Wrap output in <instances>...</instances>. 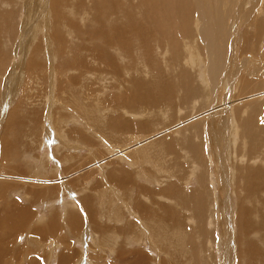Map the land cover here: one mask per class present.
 Returning a JSON list of instances; mask_svg holds the SVG:
<instances>
[{
  "label": "rangeland",
  "instance_id": "obj_1",
  "mask_svg": "<svg viewBox=\"0 0 264 264\" xmlns=\"http://www.w3.org/2000/svg\"><path fill=\"white\" fill-rule=\"evenodd\" d=\"M250 1L257 3L259 0L248 1L249 5H253L254 3ZM262 1L263 0L260 2ZM28 4L29 0H0V173H2L3 176L6 175L9 179L6 193L0 194L2 196L0 203L6 202L4 203L6 207L0 209V213L3 215H12L13 213H17L19 211L24 212V208L31 204L23 196L22 191L28 192L26 185H30V190L33 185L30 184V177H22L21 172L33 170V172H30V175H33L36 169L41 171L45 177H47V179L52 178L51 176L53 173L56 179L55 185H57V192L55 194V196L58 197L57 203L54 206L52 203H47V198L44 200L41 198L42 202L37 203L34 206L38 211L37 215H49L51 210H57L62 213V215H65V212L69 207L76 210L82 217L84 223L87 225L88 215L81 201V197L84 195V192H81V188H84L86 185H88L87 187H91L89 190L85 191V194L87 196H93V200H99L101 202L105 208L103 213H105L106 216H104V219L108 218V214H116L115 216L117 218H120L121 216V220L119 221L112 219L111 225L105 226L107 228H102L101 230L104 232H101L100 234L97 232L98 235H105L107 233V236L110 235V237H108V240L110 241V239L114 240L112 233H116V240H118V242H116L117 245H125L129 248L131 246L136 249L142 248L145 251V256L147 257V260L150 264H160L161 258L169 259L170 254L177 249L178 251L176 254H178V256L173 257L172 260L175 262L184 260V262H186L190 258L185 257V253L182 254V252H180L179 248L181 244L179 243L178 238H176V234L170 233L169 228L162 227L165 230V234L163 236L158 235L160 230L157 226L155 216L162 217L163 215L167 214L168 210H171V207L173 206V208L180 211V213H183V218L185 216L184 219L187 220L184 222V226L190 230L191 218L189 217L195 215L198 217V215L196 212H194V208L190 204L188 205L183 203L181 198L189 190L203 187V189L205 188L206 190L205 194H208L209 196L207 199L209 201L206 203V208L208 211L206 216L208 219V214H210L209 216L211 217L212 212L213 218H209L208 222V220L205 221V219L204 221L201 220V217H198L197 221V219H195L196 217H194V224L197 230L200 223L203 224V222H207L205 227L206 233L211 236L209 237L214 242L210 243L206 240L202 241L207 247H203L205 249V257H209L213 260L212 261L209 259V261L212 263L208 264H213V262L214 264H246L244 260L247 261L248 259H245V253L243 254L244 257L240 254L238 255V250L239 248L243 247V244L242 247H240V235L237 232V228L235 227V218L233 215L231 220L229 217L228 208H232L234 210L235 205L238 203L241 204L242 202V204H245L252 213L255 212L253 215L263 214L264 216V191L261 189L262 191L260 190V193L255 191L254 194H247V191L244 192V189L246 188L242 186L235 189L236 187L233 185V177L226 171L223 157L220 155L222 152L218 153L215 148H213V144L211 142L209 143V135L208 137L206 135L208 126L209 128L216 127L215 129L218 131V135L221 134L220 140H224V136L229 134L225 132L227 130L226 127L228 126L227 118L230 116L228 113L229 106L226 110L225 116L219 117L220 120L217 118L215 122L210 120L205 115H197L198 117L196 119L199 121L201 120L200 124L202 126H197L195 130L196 132H193L190 137H192V135L195 137L194 140L198 142L197 150L200 151L202 155H204V157L202 155L199 157L198 154L200 155V153L196 151V154L198 153L197 156L199 159L196 157L193 158V156L196 155L195 153V155L187 156L188 151L186 149H180L177 147L178 152L174 148H166L165 150L161 145H156L155 143L152 145V142L149 139L144 144H140L138 142L134 143L130 141V137L133 135L138 136L143 132L141 130L137 132L136 130L130 131L129 129H124V126L121 123L123 122L122 120H130L131 118L132 122L135 121V123L142 119H145L146 121V115L148 112L150 114L148 116L149 119H151L150 121L154 120L153 117H156V112H160L161 121L169 122L175 113L179 114L182 112L181 115L183 116L181 117L184 118L182 119L183 121L187 120L189 125L191 123L194 125L196 122L197 125V120L193 117H191L192 119H186L187 116H194L195 113V111L190 107L188 108V102L185 103L187 108L183 107L184 110L181 112L179 108H172L169 110L167 108V104L164 105V103L151 106V104H149V102L146 100L137 101L138 105H140V107L137 106L138 112L140 111L139 115L129 113L127 108V103L131 101V97H136V95L132 92L133 89L131 88L135 83V78L133 77L134 75L138 74L139 77H143V79L145 78L146 80H154L155 77L153 74L162 73L167 76V80H175L176 75L179 76L180 73V67L178 68L173 66L172 68H169V52H167L168 45L163 47V45L160 44L169 43L167 40L171 39L172 44L169 43L171 48L174 46H183L184 39L182 37L179 38L182 35L180 31H176V29L173 31L176 38L175 41H173L170 35H165L164 33L160 39H157V37L154 36V38L152 37L150 40L142 41L139 26L140 24H133L135 21L136 23L138 21L141 23L140 21L143 20L145 23L147 22L148 26L151 28L150 24L153 25L152 19L154 17H152V14H155L158 0H62L61 8H59L58 11H54V13L53 6H51V0L46 1L48 9L47 11L45 9V12H41L42 9H38L39 11H30V13L27 10ZM46 4L44 6L45 8H47ZM117 4H119V6H117ZM122 4H124L123 6H125V8L122 6ZM128 9L130 12L132 10L133 14L132 12L129 14ZM147 9H149L152 14L148 18H143L142 13L149 12ZM115 10H118V12ZM96 17H98V20ZM129 17L133 19V21L135 19V21L131 22ZM196 19L197 17L193 19L194 32L196 24L200 23V21ZM258 20L259 23L257 24L258 27L256 31H259L256 34H253L252 30H250L251 27H249L248 23H246L247 25L244 24L240 28L236 25L230 27L229 42L231 46H233L235 43L237 45L238 58H240L243 71L245 48L243 40L246 39L248 35L251 36V39L253 38L251 34L254 35V39L250 41V44H254L253 47L259 45L258 47L253 48L251 54L258 58L264 59V16L259 17ZM118 21H120L124 26V22L127 23L125 29ZM144 22L141 23V25H143ZM247 26L251 33L248 31ZM114 28H116V30L123 29L124 37L122 38L123 35L119 37V34L115 33L116 30ZM176 35H178V37ZM200 45L203 46L202 41H200ZM196 51L199 52L202 58L204 52L201 50ZM92 52H94L96 55ZM98 52H100V56L97 55ZM97 57L100 58L98 59ZM230 58L231 48L229 49L227 56L228 63L226 66L229 65V62H232L229 61ZM82 60L85 62L87 61L86 66H84V61L82 62ZM193 62H195V66L203 69L204 71V74L200 75L199 77V79L201 78L200 80H203L204 77L205 80L213 79V74L209 73V70H212V67H208L207 62L205 63L204 61L202 65L197 61V59H194ZM138 67H140V70H138ZM231 67L233 69V66ZM153 69L155 70V73H153ZM147 71L148 73H146ZM190 71L192 74H196L195 69H190ZM206 72L208 76L205 74ZM219 72L220 70L214 74H218ZM242 75L243 74L240 75V79H242ZM196 77L197 74L195 78ZM262 77H259V79ZM220 78L214 79L212 84V86L215 85L214 96L216 95V101L213 107L224 106L225 103L223 97L225 96L226 99L229 100L230 97L233 98L238 96L240 100L234 102L233 107L234 114H236L240 108H242V104L240 103L243 101V96L235 86L233 87V85L227 84L226 86H221V88ZM195 83L199 88L201 85L199 80H195ZM212 86L206 85L202 88H209ZM134 87L135 86H133V88ZM211 92V88L206 91V93L209 95ZM219 93L222 95V98L220 99L217 98ZM182 94L183 91L179 90L178 97H181ZM203 94L206 97L205 91H203ZM196 99L201 101V99ZM200 101H198L195 105L197 106L196 110L202 106V102ZM213 109L214 111L216 110L215 108ZM132 112H135V109L132 110ZM39 114L40 118H37L35 115ZM168 114L173 115H169L170 118H168L169 116L166 117ZM121 115H123L124 118ZM164 118L165 120H163ZM204 118H207L205 123L202 122ZM108 119L111 121H108ZM38 120H40V122ZM217 120H219V122ZM113 121H117L118 123ZM183 121L181 122L182 125L180 126L185 127L188 123L185 124L186 121ZM221 121H223V124ZM210 122L212 123L210 124ZM112 123H115L117 128L116 131L118 130L117 132H113L115 127ZM152 126L153 125H151V128L153 129L154 126ZM161 127L162 126H160V128ZM160 128L159 130L163 129ZM169 128H173V130L167 132ZM169 128L163 131L169 133L170 138L173 139L174 142H182V134L179 133L178 127L175 128L174 126H171ZM199 128L201 130L200 132ZM174 131L176 133H174ZM185 132L184 135H187ZM178 134L180 136H178ZM240 134L243 133L241 132L239 135ZM82 135H85L84 139L82 138ZM206 137L208 140H206ZM240 138L241 140L238 142L236 149L230 145V142H228L227 153H229L231 156L236 153L235 157L237 159V165L239 166V163L241 162L244 163L247 165L245 167L246 170L247 168L249 169V164V166L252 165L251 163L247 164L248 160L254 163L253 165L259 164L258 162H260L259 167H261L259 170L262 169V173L264 168V160L262 159L261 161V157L264 156V147L253 150L251 149L252 147L246 138L243 139L244 137L239 136L238 139ZM138 147H140V149L135 151L138 149ZM210 147L213 152L212 150L210 151ZM247 149H249V152ZM132 151H135L133 155ZM182 151H186V153H183ZM258 151L259 154L257 153ZM214 152H216V154ZM251 152L255 153L250 155L249 153ZM185 154L186 156H184ZM242 154H244V156H242ZM260 154H262V156H260ZM184 157L185 160L188 159L189 161H184ZM208 157L210 158L208 159ZM250 158L255 160L252 161ZM167 159L170 161H167ZM203 159L205 161H210V163L207 162V166H209L208 168L206 167V162ZM197 160H202V163L205 162V165L201 163L200 165H203L201 167L199 165L200 161L197 162ZM108 161H111V163ZM230 161L233 163L235 160L232 159ZM195 162H197V165H194ZM212 162L217 168L212 165ZM70 164H74L75 167L72 166L73 169H70L69 171L76 170L77 168L85 169L79 173V178L75 180L76 186H74L75 183L71 182L74 188H67L65 185V172L67 170L66 167ZM170 165L171 167L174 166L176 168L172 167L170 170ZM242 165L243 164H240L241 167ZM204 166L207 169H212V172H209V170H207ZM240 166L238 167L239 170L245 169L243 168L244 165L242 168ZM178 169L179 171H182L179 172ZM191 170L193 171L192 174L190 173ZM174 171L176 172L174 173ZM216 171L219 172L218 175ZM195 172L198 173L197 178ZM118 173H120L122 178L128 177L129 180H133L134 183H137L141 186V196L140 194L137 195L139 198L141 197L140 200L142 203L139 207V215L133 213V210L131 211V209H133L132 206L130 208L129 205H126L132 199V197H134V195L129 191L128 194L127 191L124 190L130 189L131 186H118L115 185L112 180H110L111 178H114V176H117ZM47 174H50V176H47ZM206 174L210 176V180L209 176H206ZM176 175H178V177ZM191 175L195 178H192ZM190 176L191 178H188ZM80 177L83 179H80ZM219 177L221 178L219 179ZM83 180H86V183ZM224 181L226 182L224 183ZM79 183L86 185L82 186ZM161 186H163L162 189ZM177 186L180 188H177ZM189 187L191 188L189 189ZM158 189L160 190V194L162 193L161 195L158 193ZM164 190H166L165 192H169V194L167 193L168 196L166 194L163 195L165 193ZM123 191L125 193H123ZM149 192H151V194H149ZM237 195L239 197H237ZM246 196L248 199H243ZM138 197L137 199L139 200ZM237 198L240 199L237 200ZM162 200L165 201V203ZM177 202L179 203L177 204ZM14 203L20 206L19 210L15 208ZM97 204L100 206V203ZM112 204L114 207H121L123 209V214L121 213V215L117 216V213H113V207H111ZM213 205H216V207L214 206V208ZM145 206L148 207V211L144 212L143 214L146 213L149 215L147 218H143L141 215V209L144 210ZM209 206L212 208H209ZM213 208L214 211H212ZM216 208H219V210L222 209L223 214L219 216V219V210L217 211ZM183 209H187L185 210L187 212H183ZM190 209H193V213L192 210L190 211ZM215 212L217 213L216 215ZM184 213L188 214L184 215ZM168 219L173 220L172 217ZM210 220H213L215 223L211 225ZM128 221H130L132 224L126 225L125 223ZM187 222L189 224H187ZM231 222L232 224L230 226ZM122 223H124L125 226ZM217 223L221 225V229ZM162 228L161 230H163ZM63 231L67 233L65 230ZM108 231H110V233ZM254 231H252V237L255 239L258 238L257 240L263 242L264 225L261 228H257V231ZM70 233L71 232H69L68 240L73 242L75 238H73V234ZM154 233H158L156 235H158L161 240L163 239L162 243L158 241L159 238H154L150 240V242L148 241V239H150ZM236 233L239 237H237ZM9 235L16 239V247H19L22 252L26 254V258L29 262L30 258H28V255L32 254V257H34V259H36L40 264H58L57 258L51 262H49V259L53 257L54 253L64 251H61L62 245L56 247L50 243V240L48 245L45 247V251L42 250L43 252H41L36 250L38 252L31 253L28 250L29 245L26 244L27 237L19 229H14ZM220 236L223 239V245L220 244L221 247L218 245L219 243H217L220 240ZM169 238L170 241H168ZM201 239L199 238V241ZM93 240L94 239L91 237H87L86 239L82 240V243L78 242L77 244L76 242V247L79 251L83 248L85 251L83 252V255L87 253L88 256L89 254L94 253L93 250L96 249V247H94L96 243H94L95 240ZM128 240H134L136 244L133 243L131 245L127 243ZM119 242L123 243L120 244ZM155 243L157 245L160 244L158 245L159 247L162 246L160 247V250L154 246ZM171 243L172 246L175 245V247H170ZM92 246L93 248L89 249V247ZM259 247L263 249L262 245L260 244ZM10 248L11 249L9 250H11V252H13L12 250H17L15 246L13 247L15 249H12V244H10ZM168 248H171L174 251ZM32 249H34V247ZM262 254H264V252ZM183 255V258H179ZM12 257L13 256L11 255L0 262H3L4 264H26V259L25 262H22L16 260V258L12 260ZM185 258H187L186 261ZM107 260L106 263L108 264L109 260ZM90 261L91 260H89V262ZM83 262L85 263L86 260ZM258 262L255 261L253 263L264 264V257H262ZM250 263L251 262L247 264ZM166 264L170 263L167 262Z\"/></svg>",
  "mask_w": 264,
  "mask_h": 264
},
{
  "label": "bare ground",
  "instance_id": "obj_2",
  "mask_svg": "<svg viewBox=\"0 0 264 264\" xmlns=\"http://www.w3.org/2000/svg\"><path fill=\"white\" fill-rule=\"evenodd\" d=\"M46 1L47 0H29V4L27 7L28 12H30V11L36 12L38 9H42L41 12H45V9L47 11L48 5L46 4ZM61 1L62 0H51V4H52L51 6H53V13H54V11H58V9L61 8ZM248 1L249 0H247V1L246 0H167V1L166 0H158V4H157L156 11H155L154 15L152 14V12L149 11V9H147L149 12H147V13L143 12L142 13L143 18H148L151 14H152V17L154 16L152 19L153 25L150 24L151 28L148 26L147 22L145 23L142 20L140 22L141 23L144 22V24L141 25V23H139V21L136 23L135 19H134V21H135L134 22L133 19L130 18L131 17L130 16L129 17L131 19L130 21L134 22L133 24H137V25L140 24L139 26H140V33H141L142 41L150 40L152 37L154 38V36H156L157 39H160V37L162 36L163 33L165 35H170L172 37L173 41H175L176 38H175L173 31L176 29V31H180V33L182 34L179 38L182 37L184 39V42H183V46H180V47L174 46L172 48L169 45V43L172 44L171 39L167 40L169 43H160L161 45H163V47H165V45H168L167 52H169V57H168L169 68H172L173 66L178 67V68L180 67L179 76L176 75L177 78L175 77V80L174 79L167 80L168 78H166L167 77L166 75L158 72L159 74H153V76L155 77L154 80H152V79L148 80L147 79L148 80L147 81L145 78L143 79V77H139L138 74L134 75L133 77L135 78V83L131 87L133 90L132 89L131 90H132L133 94L136 95V97H131V101H129L127 103V108H128L129 113H132L134 115H136V114L139 115L140 111L138 112L137 108L140 107V105H138L137 101L146 100L149 102V104H151V106L160 105V104L164 103V105L167 104V106H168L167 108L169 110H171L172 108H179V110L181 112L184 110L183 107H186L185 103L188 102V104H189L188 108L190 107L192 110L195 111V113H194V116L189 115V117L187 116L186 119L191 118V117L196 119L200 115H205L210 120L215 122V120L217 118L225 116L226 110L229 106L228 113L230 114V116L229 117L227 116L228 117L227 118L228 126L226 127L227 130L225 131L229 134L227 136H224V140L223 139L220 140L221 134L218 135L219 133H218V131H216V129H215L216 127H214V128L210 127L209 128V126H208V131H207L206 135H207V137L209 135V138H210L209 143L211 142L213 144V146H214L213 148H215V150L218 153L222 152V154H220V155L223 157V162H224V166L226 168V171L229 173V175H231L233 177V185L236 187L235 189L242 186V187L246 188V189H244V192L247 191V194L248 193L254 194L255 191H258L257 193H260L261 189L264 191V168H263L264 166L262 165L263 171L261 173L262 169L259 170V168L261 167V166L259 167L260 162H258L259 164L253 165L254 163L250 162V160L247 159L248 160V162L246 161L247 164L251 163L252 165L249 166L250 165L249 164L248 165L249 169L247 168V170H246L245 167L247 165H245L244 163L241 162V163H239V166H240V164H243L244 167H243V165H242V167L245 169L239 170V168H238L239 166L237 165V159L235 157L236 153L234 152L235 154H233V156H231L229 153H227L228 152V149H227L228 142H230V145H232L236 149L238 142L241 140V138L238 139L239 136L244 137L243 139L246 138L252 147L251 149H253V150L254 149H256V150L261 149L262 147H264V59L258 58L255 55L251 54V51L253 50V48L258 47L259 45L257 44L258 46L253 47L254 44L253 43L250 44V41H252L254 39L253 34H256L259 31V30L256 31V29L258 27L257 24L259 23V20H258L259 17L264 16V0L262 2H260L261 0H259L257 3L250 1V2L254 3L253 5H249ZM108 3H109V1H108ZM45 4H46L47 8L44 7ZM123 5L124 4H122V6ZM117 6H119V4H117ZM123 7L125 8V6H123ZM133 7H134V5H133ZM127 8H126V10H127ZM144 9H146V8H144ZM115 11L118 12V10H115ZM128 11H129V9H128ZM128 11H127V13H128ZM131 12H132V10H131ZM131 12L129 11V14H131ZM132 14H133V12H132ZM195 17H197L196 20L200 21V23L199 24L195 23L196 28H195V32H194L193 31V19ZM97 18L98 17H96V19ZM138 20H140V19H138ZM118 22H120V21H118ZM124 23H125V26L122 23H121V25L125 29V27L127 26L126 25L127 23L126 22H124ZM246 23H248L249 27H251L250 30H252V32H253V34H251L253 36V38L251 39V36L248 35L246 37V39L243 40V44L245 47L244 48V71H243V67L240 63V58H238L237 45L235 43L233 46H231V44L229 42V36H230V27L231 26L236 25L237 27L240 28L241 26H243ZM114 29L116 30V28H114ZM247 29H248V26H247ZM112 31H114V30H112ZM248 31H249V29H248ZM249 32L251 33V31H249ZM115 33L119 34V37L122 35H123L122 38L124 37L123 29H117L115 31ZM176 36L178 37V35H176ZM256 38H257V36H256ZM200 41H202L203 46L200 45ZM262 41H263V39H262ZM260 45H262V44H260ZM230 48H231V58L229 61H232V62H229V65L226 66V64L228 63L227 62V56H228ZM196 50H201L204 52V55L202 58H201L199 52H197ZM92 53H94V52H92ZM99 54H100V52H98L97 55H99ZM101 59H102V57H101ZM194 59H197V61L201 65L205 61V63L207 62L208 67H210V68L212 67V70H209V73L213 74L212 80H205L204 79L205 77L203 78V76H202L203 80H200L201 78L199 79L200 75L204 74V71H203V69H200L199 67L195 66V62H193ZM84 60H82V62ZM184 60L186 63L184 62ZM87 61L83 62L84 66H86ZM231 66H233V69ZM87 67H88V65H87ZM190 69H195L196 74H197L196 78H195L196 74H192ZM138 70H140V67H138ZM219 70H220V72L218 74H214V73L218 72ZM146 73H148V71ZM153 73H155L154 69H153ZM198 74H199V76H198ZM205 74L207 75V72ZM241 74H243L242 79H240ZM259 77H262V78L259 79ZM210 78H211V76H210ZM216 78H220V83H221L220 87L226 86L227 84L233 85V87L235 86L237 88V90H239L240 93L242 94L243 101L240 103V104H242V108H240V110L236 114H234L233 107H234V102H237L240 100V98L238 96H235L233 98L230 97V100L226 99V96H225V97H223L224 103H225L224 106H214L213 107V105L215 104V101H216V95L214 96V89H215L214 86L215 85L212 86V84H213V80ZM195 80H199V82L201 84L199 86V88H198V85L195 83ZM206 85L212 86V87H209L212 89V92L210 93V95L208 93H206V91L209 88H202V87H205ZM133 86H135L134 87L135 91H134ZM179 90L183 91V94L181 97H178V91ZM203 91H205L206 97L204 96ZM196 98L201 99V101L197 100ZM217 98H219V99L222 98V95L219 93L217 95ZM198 101L202 102V106L198 110H196L197 106H195V105ZM174 105H175V107H174ZM212 107L215 108L216 110L214 111V109ZM161 108H163V107H161ZM134 109H135V112H132V110H134ZM179 114L175 113L174 116H172V118L173 117H175V118H173V119L171 118V120L169 122H162L160 112L155 113L156 117H153V119H154L153 121H150L151 119H149V117H148L150 114L148 112L146 115V118H147L146 121H145V119H142V120H138L135 123V121L132 122V118H131L130 120L124 119V120H122L123 122H121V123L124 126V129H127V130L129 129L130 131L136 130L137 132H139V130H141L143 132L138 136H136V135H133L131 137L129 136L130 141H132L134 143L138 142L140 144H144L149 139L152 142V145H154V143L156 145H161L162 148L165 150H166V148L167 149L174 148L177 150V147H179L180 149L183 148V149H186L188 151L187 156L195 155L196 151H198L197 150L198 149V145H197L198 142H196V140H194L195 137H193V135H192V137H190V136H191V134H193V132H196L195 130H196L197 126L198 127L202 126L200 124L201 120L199 121L196 119L197 125L195 122L194 125H192V123H191L190 125H192V126L189 127L190 125H189L188 121L182 120V119H184L183 117H181V116H183V115H181L182 112ZM169 115L170 114H168L166 117H168ZM171 115H173V114H171ZM35 116H37V118L38 117L40 118V114L35 115ZM121 116L123 117V115H121ZM170 116L168 118H170ZM70 117H72V116H70ZM163 120H165V118ZM219 120H220V118H219ZM219 120H217V121L219 122ZM38 121L40 122V120H38ZM108 121H111V120L108 119ZM117 121H113V122H117ZM182 121L183 122L186 121L185 124H187V123L188 124L185 127L180 126V125H182V123H181ZM198 121H199V123H198ZM206 121H207V118L206 119L204 118L202 122L205 123ZM104 122H106V121H104ZM157 122H159V123H157ZM221 122L223 124V121H221ZM211 123L212 122H210V124ZM100 124H101V122H100ZM112 124L115 127L114 128L115 130L113 129L114 130L113 132H117L118 130L116 131L117 128H116L115 123H112ZM151 125L154 126L153 129L151 128ZM160 126H162V127L160 128ZM171 126H174L175 128L178 127L179 133L182 134V136H181V138L183 140L182 142L181 141L180 142H174L173 139L170 138V136H169L170 134L167 132H169L170 130H173V128H169ZM233 126H235V127H233ZM159 128L160 129L163 128V129L159 130ZM167 128H169V130L167 132H164L163 130H165ZM241 128H242V131H241ZM107 131H105V132H107ZM200 131L201 130L199 128V132ZM221 131H223V130H221ZM240 131L243 134L239 135V133H241ZM184 132L187 135H184ZM174 133H176V132L174 131ZM188 134H190V135H188ZM178 136H180V135L178 134ZM84 137H85V135L82 138L84 139ZM207 137H206V140H208ZM168 138H170V139H168ZM174 139H176V138H174ZM246 145H248V144H246ZM93 146H94V144H93ZM211 147H210V151L212 150ZM139 149H140V147H138V149L135 151H138ZM199 150H200V148H199ZM247 150L249 152V149H247ZM135 151H132V155ZM259 151L257 152L258 154H259ZM163 152H164V150H163ZM177 152H178V150H177ZM182 152L186 153V151L185 152L182 151ZM198 152L200 153V151H198ZM212 152H213V150H212ZM214 153L216 154V152H214ZM253 153H255V152H253ZM253 153L251 152L249 154L253 155ZM261 153H263V152H261ZM197 154L195 156H193V158L194 157L198 158V156L200 157L202 155L200 153V155L198 154V156H197ZM224 154L226 157L224 156ZM209 155H210V153H209ZM250 155H249V157H250ZM184 156H186V154ZM202 156L204 157V155H202ZM242 156H244V154H242ZM260 156H262V154H260ZM164 157H166V156H164ZM210 157H212V156H210ZM210 157H208V159ZM162 159H164V158H162ZM172 159H171V161H172ZM175 159H177V158H175ZM232 159H234L236 162L233 161V163H231L232 161H230V160H232ZM250 159L252 161L255 160L252 158H250ZM262 159L264 160V156L261 157V161H262ZM168 160L169 159H167V161ZM183 160L189 161L188 159L185 160V157ZM193 161H195V160H193ZM199 161L200 160H197V162H199ZM108 162L111 163V161H108ZM197 162H195L194 165L195 164L197 165ZM205 162L202 163V160H201L199 162V165L201 163L203 165L206 164V167L208 168L209 166H207V162L210 163V161L206 160ZM214 163H215V161H214ZM208 165H210V164H208ZM212 165H213V162H212ZM72 166L75 167L74 164L73 165L70 164L69 166L66 167V169L68 171L65 169L66 170V172H65V180H66L65 185L67 188L68 187L74 188L72 183H75V180H77V178H79V176H80L79 173L85 170V169L77 168L76 170L69 171L70 169H73ZM172 167H174V166H172ZM172 167L170 165V170ZM187 167H189V166H187ZM174 168H176V167H174ZM215 168H217V167H215ZM86 170H87V168H86ZM207 170H209V172H210L212 169L211 170L207 169ZM241 170H245V171H241ZM176 171H177V169H176ZM176 171H174V173ZM178 171H179V169H178ZM181 171H179V172H181ZM30 172H33V170H29L28 172H21V175L24 178L30 177V184L33 185L31 190H30V185H26V189L28 190V192L22 191L23 196L31 204L24 208L25 209L24 212L19 211L17 213H13L12 215H3L0 213V261L4 260L7 257L12 255L13 256L12 260L16 258V260L25 262V259H26V262H25L26 264H40L36 259H34V257H32V254L28 255V258H30V262H29L26 258L27 257L26 254L24 252H22V250L19 247L18 248L16 247V239L12 238V236L9 234L14 229H19L23 234L26 235V237H27V240H26L27 243L26 244L29 245L28 250L31 253L38 252V251L43 252L42 250L45 251V247L48 245L50 240H51L50 243L56 247H59L60 245H62L61 251H63V250L64 251L63 252L59 251V253L58 252L54 253L53 257H51V259H49L50 260L49 262H51L55 258H57L58 264H78V263H84L83 262L84 260H86V262H85L86 264H97V263L98 264H107L106 260L108 259L109 260L108 264H150L149 261L147 260V257L145 256V251L142 248L136 249V248L131 247V246L129 248V247H126L125 245H117L116 242H118V240H116L117 239L116 233H114V234L112 233V237L114 240L110 239V241L108 240V237H110V235L107 236L106 235L107 233L105 234L106 236L97 234V232H99V234L101 232H104L101 229L107 228L105 226L111 225L112 219H114L116 221L121 220L120 219L121 216H120V218H117L115 216L116 214L115 215L108 214L107 215L108 218L104 219V216H106V214L103 213L105 208L101 204V202L99 200H93L94 199L93 196H87L85 194L86 193L85 191L89 190L91 186L87 187L88 185H86V184L82 185L79 183L82 186L86 185V187L81 188L82 189L81 192H84L83 193L84 195L82 194L83 196L81 197V201H82V203L84 205V209L88 215V223H87L88 227L84 223L80 214L76 210L69 208V207L67 208L65 215H62V213H60L57 210H51L49 215H45V216L37 215L38 211H37V209H35L34 206H35V204L42 202L41 198L43 200L45 198H47V203H52L55 206V204L57 203V199H58V197L55 196V194L57 192V185H55L56 179H55L53 173L51 176L52 178L47 179V177H45V175L41 171H38L35 169V173L33 175H30ZM192 172L193 171L191 170L190 173L192 174ZM216 173L218 175L219 172L216 171ZM197 174L198 173H196V178H197ZM48 175L50 176V174H47V176ZM199 175H200V173H199ZM207 175L208 174H206V176ZM176 176L178 177V175H176ZM191 176L188 178H191ZM173 177H174V175H173ZM177 177H176V179H177ZM110 178H111V176H110ZM192 178H195V177L192 176ZM220 178L221 177H219V179ZM80 179H83V178L80 177ZM206 179H207V177H206ZM217 179H218V176H217ZM110 180H112V182L118 186H124V185L125 186L126 185L131 186L130 189L124 190V191H127V193L129 191L130 193H132L134 195V197H132V199L128 203L126 202L127 203L126 205H129L130 208L132 206L133 209H131V211L133 210V213H136L139 215L140 214L139 207H140V204H142V203L140 200L141 197L139 198L137 195L140 194V196H141V193H142L141 186L138 185L137 183H134L133 180H129L128 177L122 178L120 173H118L117 176H114V178H111ZM209 180H210V176H209ZM247 180H248V182H247ZM178 182H179V180H178ZM225 182L226 181H224V183ZM8 183H9V179L7 178V176L6 175L3 176L2 173H0V194L6 193ZM183 184H185V183H183ZM203 184H204V182H203ZM74 186H76V183ZM163 186H166V185H163ZM163 186H161V189L163 188ZM196 186H199V185H196ZM206 186H207V184H206ZM184 187H186V186H184ZM177 188H180V187L177 186ZM190 188L191 187H189V189ZM194 188H196V187H194ZM211 188H212V186H211ZM124 191H123V193H125ZM157 191L160 194V192H159L160 190L158 189ZM165 191L166 190H164V192ZM205 191L206 190H205V188L203 189V187L191 189L187 193H185L181 198V201L183 203H186L188 205L190 204L194 208V210H195L194 212H196L198 217H201L202 218L201 220H203V221H204V219L206 221L209 218L211 219V217H212V212H211V217L209 216L210 214H208V217H209L208 219L206 216V214L208 212L207 208H206V203L209 201V200H207L209 196H208V194H205ZM167 193L169 194V192H165L163 195H165V194L167 195ZM213 193H214V190H213ZM149 194H151V192H149ZM240 194H241V192H240ZM137 197L139 198V200L137 199ZM237 197H239V196L237 195ZM0 199H2L1 195H0ZM238 199H240V198H237V200ZM243 199H248V198L246 196ZM174 200H176V199H174ZM160 202H161V199H160ZM163 202L165 203V201H163ZM173 202L176 203L175 201H173ZM179 202H177V204ZM223 202H224V200H223ZM4 203H6V202L0 203V209L6 207L4 205ZM97 203H100V206H98ZM235 204H237V203H235ZM258 204H260V203H258ZM119 205H120V203H119ZM172 205H174V204H172ZM216 205H213V207L214 206L216 207ZM14 206H15V208H17L19 210V208H20L19 205L14 203ZM176 206H179V205H176ZM111 207H113V209H112L113 213L115 212L118 214L117 216L121 215V213L123 212V209L121 207H118V206L114 207L113 204ZM142 208H143V206H142ZM209 208H212V207L209 206ZM214 208L212 211H214ZM147 209H148V207H146V206H145L144 210L141 209V212H142L141 215L143 218H147L149 216L146 213L143 214L144 212L148 211ZM185 210H187V209H185ZM185 210L183 209V212ZM191 210L193 213V209H190V211ZM216 210L218 211L219 208L218 209L216 208ZM260 211H262V210H260ZM185 212H187V211H185ZM228 212H229V217L231 218V220H232L233 215L235 218L234 223H235V227L237 228V232L240 235V242L239 243H241V246L239 245V243H238V245L240 247H242V244H243V247L239 248V250H238L239 251L238 255L240 254L243 257L245 255V257H246L245 259H248L247 261L251 262L250 264H252L255 261L258 262L262 257H264V254H262L264 252V251H262V250H264V239H263V242H261V241L257 240L258 238L257 239L253 238L252 237V231H254V230L257 231V228H261L264 225L263 214L253 215V213H255V212L252 213L251 210H249L245 204H242V202H241V204L238 203L237 205H235L234 210L232 208H230V209L228 208ZM182 214L183 213H180V211L176 210L172 206L171 210H168L167 214L163 215L162 217L155 216L156 221H157V226L160 230V233L159 234L156 233V234L163 236L165 234V230L162 227L169 228L170 233H174L177 235L176 238H178L179 243L181 244V245L179 244L180 245V248H179L180 252H182V254L185 253L184 254L185 257H189L190 259L188 258L189 260L186 261L187 258H185L186 262H184V260H181L180 262H175L172 260V258L178 256V254H176L178 249L176 251H174L173 249L168 248V249L173 250L174 252H172L170 254L169 259L161 258L160 264H166L167 262H169L170 264H208V263H212L211 261H209V259L212 260L211 258L205 257L206 254H205V249L203 247H205V248H207V247L202 242L205 240L210 242V243L213 242L212 239H210L211 236L206 233L205 227H206L207 222L206 223L203 222V224L200 223L198 226V229L196 230V226L194 224V222H195L194 217H196L195 219H197V221H198V217L196 215L190 216L189 218H191V221H190L191 229L188 230L187 227L184 226V222L187 220L184 219L185 216L183 218ZM185 214H188V213H184V215ZM216 214L217 213L215 212V215ZM221 214H223L222 209L218 211V219H219V216ZM170 217H172L173 220H169L168 218H170ZM109 218H110V220H109ZM115 218H117V219H115ZM123 218H125V217H123ZM167 221H168V224H167ZM210 221H211L210 222L211 225L213 223H215L213 220H210ZM109 222H110V224H109ZM208 222H209V220H208ZM122 224H124V223H122ZM125 224L131 225L132 223H130V221H128ZM125 224H124V226H125ZM187 224H189V223L187 222ZM231 224H232V222L230 223V226H231ZM66 225H67V227H66ZM217 225L221 229V225L219 223H217ZM161 228L163 230H161ZM212 228H208V229H212ZM63 230H65L67 233H65ZM69 232H71L70 234H73V236H74L73 238H75V240H73V242L68 240L69 239ZM108 232L110 233V231H108ZM209 232H211V231H209ZM92 233H94V234H92ZM156 234L155 233L152 234V236L150 237V239H148V241L150 242V240H152L154 238L158 239L159 236ZM197 236L200 239L201 238L202 239L199 241V238ZM87 237H91L92 239L95 240V241L93 240L94 243H96V245H94V247H96V249H95L96 251L93 250L94 253H92V254L88 253L89 254L88 256H87V253H85L83 255V252H85L83 248L79 251L76 247L78 242L82 243V240L86 239ZM237 237H239L238 234H237ZM176 238H175V240H176ZM37 239H39V240H37ZM171 239H173V238H171ZM162 240H161V238H159L158 241L160 243H162ZM168 241H170V238L168 239ZM76 242H77V244H76ZM119 243L122 244L123 242L122 243L119 242ZM127 243H129L131 245L133 243L136 244V242L134 240H128ZM164 243H165V241H164ZM217 243H219L218 245L220 247H221V245H223V239L221 236H220V240ZM10 244H12V249L16 248L17 250H12L13 252H11V250H9V249H11ZM259 244L262 245L263 249H261L259 247ZM158 245H160V244H158ZM158 245L156 243L154 244V246L160 250L161 249L160 247H162V246L159 247ZM14 246H15V248H13ZM33 247H34V249H32ZM170 247H175V245L172 246V243H171ZM90 248H93V246L89 247V249ZM36 250H38V251H36ZM91 250H90V252H91ZM203 250H204V254H203ZM164 252H166V251H164ZM167 252H170V251H167ZM24 254H25V257H24ZM184 255L180 256L179 258H183ZM89 260H91V261L89 262ZM244 261L246 262V264L249 263L246 260H244ZM122 262H124V263H122ZM0 263L4 264L3 262H0ZM213 264H214V262H213Z\"/></svg>",
  "mask_w": 264,
  "mask_h": 264
}]
</instances>
